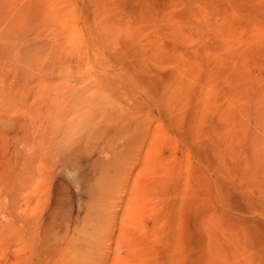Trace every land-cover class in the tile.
I'll return each mask as SVG.
<instances>
[{
	"label": "rangeland",
	"instance_id": "1",
	"mask_svg": "<svg viewBox=\"0 0 264 264\" xmlns=\"http://www.w3.org/2000/svg\"><path fill=\"white\" fill-rule=\"evenodd\" d=\"M0 156V264H264V0H0Z\"/></svg>",
	"mask_w": 264,
	"mask_h": 264
},
{
	"label": "bare ground",
	"instance_id": "2",
	"mask_svg": "<svg viewBox=\"0 0 264 264\" xmlns=\"http://www.w3.org/2000/svg\"><path fill=\"white\" fill-rule=\"evenodd\" d=\"M64 95H65V94H64ZM67 105H68V104H67ZM69 116H70V115H69ZM67 122H68V121H67ZM67 133H68V132H67ZM7 145H8V144H7ZM8 147H9V146H8ZM6 148H7V147H6ZM7 149H8V148H7ZM10 153H11V151H10ZM14 154H15V151H14ZM14 154H13V155H14ZM15 156H16V155H15ZM22 157H23V156H22ZM0 158H1V156H0ZM10 158H11V157H10ZM5 159H6V158H5ZM11 159H12V158H11ZM32 159H33V158H32ZM32 159H31V160H32ZM25 160H26V159H25ZM40 160H41V159H40ZM30 162H31V161H30ZM27 163H28V161H27ZM25 164H26V163H25ZM33 164H34V162H33ZM33 164H32V165H33ZM8 165H9V164H8ZM20 165H22V164H20ZM29 165H30V164H29ZM15 166H16V165H15ZM17 166H18V165H17ZM27 166H28V164H27ZM21 167H22V166H21ZM21 167H20V168H21ZM13 169H14V168H13ZM14 170H15V169H14ZM19 170H20V169H19ZM20 172H21V171H20ZM11 174H12V173H11ZM14 174H15V173H14ZM18 176H21V174H19ZM11 177H12V176H11ZM13 180H14V179H13ZM17 180H18V179H17ZM1 183H2V182H1ZM1 189H2V188H1ZM3 190H4V189H3ZM17 217H18V216H17ZM23 217H24V216H23ZM38 218H39V217H38ZM19 219H21V218H19ZM36 220H37V219H36ZM106 220H107V219H106ZM22 222H23V221H22ZM24 222H25V221H24ZM24 222H23V223H24ZM37 222H38V221H37ZM30 223H31V222H30ZM30 225H31V224H30ZM32 225H33V224H32ZM34 225H36V224H34ZM27 227H28V226H27ZM29 227H30V226H29ZM31 228H32V227H30V230H31ZM34 228H35V227H34ZM28 229H29V228H28ZM23 230H24V229H23ZM32 230H33V229H32ZM94 230H95V229H94ZM33 232H34V231H33ZM23 233H24V232H23ZM88 233H89V232H88ZM85 234H87V233H85ZM85 234H84V235H85ZM21 235H22V233H21ZM19 236H20V235H19ZM90 236H92V234H91ZM90 236H89V237H90ZM93 236H94V235H93ZM85 237L87 238L86 235H85ZM86 238H85V239H86ZM85 239H84V240H85ZM88 239H89V238H88ZM85 241H86V240H85ZM88 241H89V240H88ZM88 241H87V242H88ZM83 242H84V241H83ZM84 244H86V243L84 242ZM82 246H83V244H82Z\"/></svg>",
	"mask_w": 264,
	"mask_h": 264
}]
</instances>
